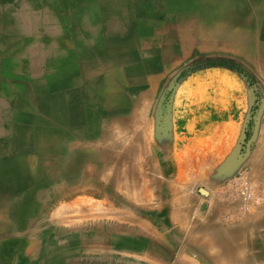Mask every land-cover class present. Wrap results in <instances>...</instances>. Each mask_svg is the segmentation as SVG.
<instances>
[{"label":"rangeland","instance_id":"rangeland-1","mask_svg":"<svg viewBox=\"0 0 264 264\" xmlns=\"http://www.w3.org/2000/svg\"><path fill=\"white\" fill-rule=\"evenodd\" d=\"M263 20L264 0H0V264H170L180 259L176 200L185 219L219 189L242 211L233 187L242 174L259 196L242 212L264 203V174L252 168L264 119ZM152 60L159 79L146 97L154 72L143 63ZM217 61L253 83L209 65ZM143 96L144 117L124 120L149 149L146 201L113 193L116 170L137 159L113 168L102 137L114 110H136ZM119 140L127 148L132 135Z\"/></svg>","mask_w":264,"mask_h":264},{"label":"crops","instance_id":"crops-1","mask_svg":"<svg viewBox=\"0 0 264 264\" xmlns=\"http://www.w3.org/2000/svg\"><path fill=\"white\" fill-rule=\"evenodd\" d=\"M259 132L261 143L252 168L264 174V119ZM263 150V151H262ZM260 155V156H259ZM219 189L210 191L204 200L196 201L189 217L183 219V206L176 200L169 216L171 248L180 259L170 264H264V203L242 212L231 201L222 199ZM178 240V241H177ZM169 243H165L167 246ZM157 251V256L166 255ZM156 264H168L156 262Z\"/></svg>","mask_w":264,"mask_h":264},{"label":"bare ground","instance_id":"bare-ground-1","mask_svg":"<svg viewBox=\"0 0 264 264\" xmlns=\"http://www.w3.org/2000/svg\"><path fill=\"white\" fill-rule=\"evenodd\" d=\"M243 35L246 36V34H243ZM167 38H169V39L176 38L177 39V37H175V34L174 33L172 35L171 34H167ZM178 38L181 39V40H186L185 42L188 41L190 44L195 41V38L189 37V39H188V36H186V39H184L185 37L180 38V36ZM203 39H204V36H203ZM156 48H157V46H156ZM183 48H184V46H183ZM180 49H182V46H181ZM218 49H219L218 51H220V52H226V53H230V54H237V51L235 49H232V47H229V48L219 47ZM179 55H180V53H179ZM250 56H252V58H253V54L252 53H250ZM146 63L149 64V66L152 68L151 71L154 72L152 78H148V81H147V85L148 86L146 85V88L144 89V93H143L144 95H148L146 97H149L151 91L154 90V88L152 89V86H156L157 81L159 79V77H158L159 74L158 73L160 71V67L158 65V61L157 60L156 61L155 60L154 61L152 60V63H150L149 61H144L143 64L146 65ZM96 82H98V80ZM102 82H104V81H102ZM146 97L143 96V100L138 104V107H137L136 110L129 109L128 111H125V110H121L120 111V110L115 109L114 112H113V114L109 118V121H111L114 124V127H113V125H112V128H110V126H108L107 131L102 134L103 139L110 141V143L105 142L106 145L109 144L110 146L106 147V151H104V153L107 154L108 157L110 158V165L113 168H117L118 166L123 165V162L126 161V160H131L132 158L137 159L136 167H132V169H130V168L128 169L127 167L123 166L119 171L116 170V178H115V181H114V185L112 186L113 193H116V194H125V195L135 194V195H137L136 197L139 198V199H141V200L143 199L142 197H145L144 198L145 201H146V198L147 197L146 196H143L144 195V191H145V189H144L145 187H144V180H143V178L141 176V165H142L141 160H142L144 154L146 152H149V149L147 148V146L145 144H142V142H141V140H145L142 132L137 131L134 128H128L127 125L125 124L126 121L124 120V117L125 116L126 117H129V119L132 120L131 121L132 123H134L137 120V118H139V121H140V118L142 119L144 117V113H146V111H147V105L145 103V101L147 99ZM89 105H91V104H89ZM131 108H132V106H131ZM135 111H139V113H138L137 116H135ZM64 115H66V113ZM82 122L85 123L84 121H82ZM124 133H127L129 135H132V142L128 144V147L127 148L124 147L125 146V143H122L121 144L120 143L121 141L119 140L120 135H122ZM47 160H48V158H47ZM63 163H65V162H63ZM22 182H25V181H22ZM142 202H144V201H142ZM72 215H74V214H72ZM60 217H62V216H60ZM124 244H126V243H124Z\"/></svg>","mask_w":264,"mask_h":264},{"label":"built area","instance_id":"built-area-1","mask_svg":"<svg viewBox=\"0 0 264 264\" xmlns=\"http://www.w3.org/2000/svg\"><path fill=\"white\" fill-rule=\"evenodd\" d=\"M233 187L239 197V205L242 211L258 204L259 196L256 187L247 176L242 174L233 182Z\"/></svg>","mask_w":264,"mask_h":264},{"label":"trees","instance_id":"trees-1","mask_svg":"<svg viewBox=\"0 0 264 264\" xmlns=\"http://www.w3.org/2000/svg\"><path fill=\"white\" fill-rule=\"evenodd\" d=\"M210 66H222V67H226L229 68L231 70L236 71L237 73L241 74L246 80L247 82H249V84L253 83V77L245 70L243 69L241 66L236 65L232 62H228V61H217V62H212L209 63ZM198 68H193L191 69L192 71L197 70Z\"/></svg>","mask_w":264,"mask_h":264}]
</instances>
